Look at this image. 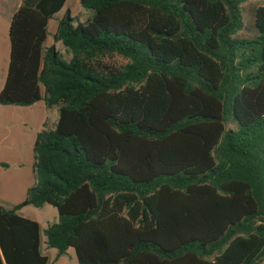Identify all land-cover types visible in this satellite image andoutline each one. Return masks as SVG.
I'll return each instance as SVG.
<instances>
[{"label":"trees","instance_id":"trees-1","mask_svg":"<svg viewBox=\"0 0 264 264\" xmlns=\"http://www.w3.org/2000/svg\"><path fill=\"white\" fill-rule=\"evenodd\" d=\"M20 0L1 106L57 109L33 144L35 183L0 205V264H48L25 206L77 264H259L264 259V5L247 0ZM242 31L252 35L241 37Z\"/></svg>","mask_w":264,"mask_h":264},{"label":"rangeland","instance_id":"rangeland-1","mask_svg":"<svg viewBox=\"0 0 264 264\" xmlns=\"http://www.w3.org/2000/svg\"><path fill=\"white\" fill-rule=\"evenodd\" d=\"M20 0H0L2 29L7 27L6 19L9 20L13 12L17 9ZM18 2L15 10L14 5ZM264 5V0H247L241 4L244 21L247 26L252 23V13L256 7ZM69 11L71 16L79 22H83L90 12L82 9L79 0H67L63 8L54 14L49 20L47 30L48 36L44 43L45 48L54 46L61 56L68 60L67 54L61 43H55L53 35L56 32L58 22L63 17L65 11ZM241 37L252 35V31H242L237 34ZM4 45L0 40V77L1 70L6 72L7 55L4 59ZM3 59L5 64H3ZM4 65V67H3ZM1 79V78H0ZM3 80H0V89ZM36 106V107H35ZM34 107H17L0 105V197L7 207H13L21 203L26 198L27 190L33 184L30 174L29 154L32 155V146L37 131L50 129L57 120V109H47L43 102H38ZM38 108V109H37ZM7 164L4 166L3 164ZM22 165L19 166L18 164ZM19 214L39 223L40 225V249L47 257L48 264H77L74 250L69 248L65 255L57 257L55 249H49L45 244L43 231L47 225L57 222L58 215L55 208L44 205L42 208L25 206ZM264 264V259L259 263Z\"/></svg>","mask_w":264,"mask_h":264},{"label":"crops","instance_id":"crops-1","mask_svg":"<svg viewBox=\"0 0 264 264\" xmlns=\"http://www.w3.org/2000/svg\"><path fill=\"white\" fill-rule=\"evenodd\" d=\"M19 3H20V1H19ZM17 4H18V2L16 3V5H14V8L12 9V11L15 10ZM0 20H2V18H1V12H0ZM6 22H7V27L5 29H2V26H0V40H2L3 45H4V49H3L4 59L6 58V55L8 57V54H9V42H8V37H7L9 24H8V20L7 19H6ZM9 22H10V20H9ZM4 59H3V62H2L3 64H5L4 63L5 62ZM7 63H8V59H7ZM7 63H6V69H7ZM3 67H4V65H3ZM3 74H4V68L1 70V77H0L1 79L0 80H3V76H4ZM5 75H6V72H5ZM4 79H5V77H4ZM3 83H4V80H3ZM3 83H2V85H3ZM39 102H41V101H39ZM37 103H35V104H33L32 106H29V107H34ZM38 132H40V131H37L36 132V135H37ZM36 135H35V138H36ZM34 141H35V139H34ZM33 144H34V142H33ZM32 148H33V146H32ZM29 160H30V174H31V179H32V182L34 184L35 183V178H34V174H33V164H34L33 151H32V155L29 154ZM3 165L4 166H7V164H5V163ZM18 165L21 166L22 164L19 163ZM33 184L31 186H33ZM2 202H3V200L0 197V205H2L3 207H5L7 209H10L11 208V207L10 208L7 207Z\"/></svg>","mask_w":264,"mask_h":264}]
</instances>
